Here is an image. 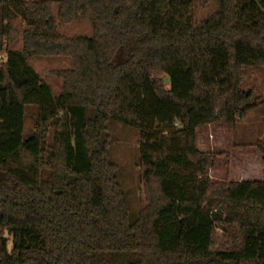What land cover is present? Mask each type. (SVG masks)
I'll return each instance as SVG.
<instances>
[{
    "label": "trees",
    "instance_id": "obj_1",
    "mask_svg": "<svg viewBox=\"0 0 264 264\" xmlns=\"http://www.w3.org/2000/svg\"><path fill=\"white\" fill-rule=\"evenodd\" d=\"M215 1L196 22L193 0H0V50L21 43L0 62V264H264V180H213L221 153L195 137L260 103L242 83L248 67L264 79V0ZM53 3L91 35L59 33ZM40 56L70 60L56 95L27 63ZM109 118L139 132L133 222Z\"/></svg>",
    "mask_w": 264,
    "mask_h": 264
},
{
    "label": "rangeland",
    "instance_id": "obj_2",
    "mask_svg": "<svg viewBox=\"0 0 264 264\" xmlns=\"http://www.w3.org/2000/svg\"><path fill=\"white\" fill-rule=\"evenodd\" d=\"M194 20L207 17L216 9L215 0H193ZM51 17L57 21V31L65 36H90V22L81 16L71 22L61 23L57 20L56 4L51 5ZM18 25V21L14 22ZM20 37L13 44H3L4 51L11 48L20 49ZM7 47V48H6ZM27 63L37 74L39 80L48 85L54 95L61 90V80L53 72L70 67L68 57H28ZM248 67L247 75L242 83L244 90L252 89L255 96H261L260 103L255 104L247 113L235 122L220 120L195 128L196 147L202 151L220 152L214 167L209 170L213 180L223 179H258L264 180V160L254 146L258 140L264 141V79L262 73ZM254 103V100H252ZM36 114V113H35ZM34 107H25L23 136H27L32 128ZM103 137L107 138V158L115 165L116 181L125 196L128 207L129 222L138 217L139 211L145 206V195L142 175L144 167L139 157V132L135 128L124 125L116 120L108 119ZM226 154V155H225ZM243 175H239V172ZM226 237L217 231L215 246L224 242ZM8 248L11 246L10 239Z\"/></svg>",
    "mask_w": 264,
    "mask_h": 264
},
{
    "label": "crops",
    "instance_id": "obj_3",
    "mask_svg": "<svg viewBox=\"0 0 264 264\" xmlns=\"http://www.w3.org/2000/svg\"><path fill=\"white\" fill-rule=\"evenodd\" d=\"M264 170V169H263ZM239 175H243V172L241 171V172H239ZM230 180H245V178H240V179H230ZM249 180V179H248Z\"/></svg>",
    "mask_w": 264,
    "mask_h": 264
},
{
    "label": "built area",
    "instance_id": "obj_4",
    "mask_svg": "<svg viewBox=\"0 0 264 264\" xmlns=\"http://www.w3.org/2000/svg\"><path fill=\"white\" fill-rule=\"evenodd\" d=\"M3 57H4L3 53H0V62L2 61Z\"/></svg>",
    "mask_w": 264,
    "mask_h": 264
}]
</instances>
